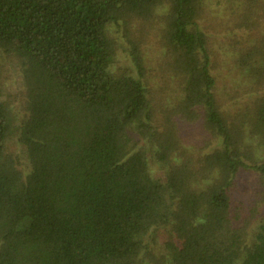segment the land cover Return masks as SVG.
Masks as SVG:
<instances>
[{"label": "trees", "instance_id": "obj_1", "mask_svg": "<svg viewBox=\"0 0 264 264\" xmlns=\"http://www.w3.org/2000/svg\"><path fill=\"white\" fill-rule=\"evenodd\" d=\"M0 50V264H264V0H0Z\"/></svg>", "mask_w": 264, "mask_h": 264}, {"label": "rangeland", "instance_id": "obj_2", "mask_svg": "<svg viewBox=\"0 0 264 264\" xmlns=\"http://www.w3.org/2000/svg\"><path fill=\"white\" fill-rule=\"evenodd\" d=\"M119 41V40H118ZM128 51L123 49L122 43L116 52L114 64L116 68L128 70L132 67L130 64ZM0 91L1 100L7 105L9 115L12 119V132L5 142L6 153L17 159L16 169L25 174L28 171L27 159L21 145L17 142V127L27 117L24 106V86L21 80V72L18 63L5 55L0 50ZM157 171H155L156 173ZM252 178L248 174H241L237 180L233 192L235 196L244 200H251ZM256 223L264 221V208L259 209Z\"/></svg>", "mask_w": 264, "mask_h": 264}]
</instances>
